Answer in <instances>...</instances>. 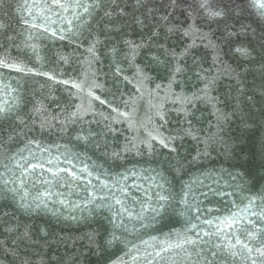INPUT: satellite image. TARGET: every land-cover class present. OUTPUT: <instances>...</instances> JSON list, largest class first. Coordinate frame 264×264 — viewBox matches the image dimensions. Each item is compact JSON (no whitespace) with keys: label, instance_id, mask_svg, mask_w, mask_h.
Instances as JSON below:
<instances>
[{"label":"water","instance_id":"water-1","mask_svg":"<svg viewBox=\"0 0 264 264\" xmlns=\"http://www.w3.org/2000/svg\"><path fill=\"white\" fill-rule=\"evenodd\" d=\"M262 13L0 0V264H264Z\"/></svg>","mask_w":264,"mask_h":264},{"label":"snow or ice","instance_id":"snow-or-ice-1","mask_svg":"<svg viewBox=\"0 0 264 264\" xmlns=\"http://www.w3.org/2000/svg\"><path fill=\"white\" fill-rule=\"evenodd\" d=\"M173 3H175V0H173ZM253 3H254V7H256L258 10L259 9H264V0H253ZM201 7L202 8L206 7V5L202 3ZM208 14L210 16H219V15H221V13L217 12V11H209ZM262 14H264V13H262ZM165 19H166V17H165ZM169 31H172V29H169ZM188 34L189 33L185 32V35H188ZM189 48H191V45H189ZM236 51H237V53L241 54L242 56H247V52L244 49L237 48ZM187 54H188V50L186 49L185 52L181 53L180 55H181V57H183V56H185ZM173 56L175 57V53H173ZM154 59H156V58H154ZM17 70H19V69H17ZM180 71H181V69L179 67H177L175 69V73H178ZM175 73H173V75H175ZM212 83H214V78L211 79V80H208L205 89L202 90V91H204L205 96H207V88L210 87Z\"/></svg>","mask_w":264,"mask_h":264}]
</instances>
